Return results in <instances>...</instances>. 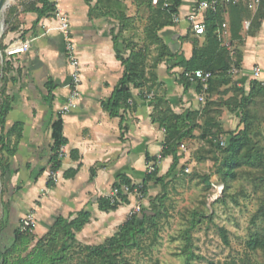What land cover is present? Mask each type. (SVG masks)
Listing matches in <instances>:
<instances>
[{
    "label": "crops",
    "instance_id": "1",
    "mask_svg": "<svg viewBox=\"0 0 264 264\" xmlns=\"http://www.w3.org/2000/svg\"><path fill=\"white\" fill-rule=\"evenodd\" d=\"M35 1L15 0L3 14L6 26L8 13L12 8L15 10L10 19L13 30L2 36L0 43L9 48L28 42L30 48L25 54L7 56L10 70L6 80H0V88H4L2 100L9 108L6 132L14 126L22 127L21 136L18 138L15 133L11 139L14 153L9 158L10 173L3 179L0 175L3 199L0 231L3 230V236L14 237L21 219L29 211H35L38 223L34 232L43 236L58 221L71 222L79 213L88 212L90 223L76 233V240H81L92 231L106 232L125 218L133 202L131 198L127 197L128 203L116 211L108 212L100 210L101 199L107 198L122 180L127 179L136 186L144 185L149 176L148 168L159 155L162 159L156 168L158 175L147 181L149 201L155 199L159 187L162 188L157 179L167 176L174 165L176 171L171 177L179 175V170L184 168L189 172L198 167L197 151L206 145L199 139L197 129L205 103L198 100L199 87L188 86L182 80L184 69L179 64L192 58L193 40L200 37L194 35L185 19L201 2L212 0L183 1L175 17L181 22L176 23L174 18L173 24L162 30L166 36L165 45L177 57H168L163 64L154 65L153 62L152 80L141 89L131 87V99L117 115L106 109V105L125 75L118 54L124 58L131 55L130 46L120 40L118 31L125 28L128 17L136 16L142 6L151 21L161 0L157 5L152 0L144 5L140 0L59 1V8L70 24L82 79L78 107L66 115L61 112L69 95L70 69L64 37L58 31L55 14L38 21V14L29 10ZM37 7L42 8V5L38 3ZM125 7L128 17H125ZM233 7V4L221 5L213 17L202 12L199 20L204 24L212 21L215 35L227 25V35L217 40V44L231 55L234 51L240 56L239 67L234 68L236 72L231 70L229 74L239 88L249 92L251 83L256 82L252 75L254 68L264 71V19L251 33L246 26L251 21L245 20L239 37L234 38L231 26L236 13ZM228 88L230 86L224 89ZM150 95L152 98H148ZM60 115L65 156L56 174L57 182L49 186L54 144L52 126ZM238 117L239 112L226 111L222 118H217L226 130L233 131L240 123ZM164 118L167 121L180 119L178 124L183 126L184 133L193 128L169 154H164L168 135L160 123Z\"/></svg>",
    "mask_w": 264,
    "mask_h": 264
},
{
    "label": "rangeland",
    "instance_id": "2",
    "mask_svg": "<svg viewBox=\"0 0 264 264\" xmlns=\"http://www.w3.org/2000/svg\"><path fill=\"white\" fill-rule=\"evenodd\" d=\"M147 1L140 0L143 5ZM125 11V17H128L126 7ZM139 12L136 16L128 17L129 22L124 29H119L118 32L122 42L129 45L132 50L141 51L143 54L145 78L148 81L152 80L155 72V69L151 68L153 62L156 65L168 60V52L163 49H168V47L165 45L167 41L164 32H158V38L151 37L152 35L148 33L147 26L151 27L152 23L148 21L149 14L145 13V6H142ZM255 14V11H251L249 19H253ZM154 15L155 13L151 18ZM6 31L7 27L4 26L2 36L7 34ZM175 32L179 34L178 31ZM204 42L203 38L199 39L201 45ZM125 55L128 53L126 52ZM231 57L234 62L240 58L234 51ZM4 63V56L0 50V77ZM8 68L9 71L10 65ZM1 85L0 83V87ZM235 86L239 88L236 83ZM228 90L223 88L220 94L213 93L207 96L202 108L204 109L208 104L209 109H213L210 111L220 118L226 111L231 113L234 106L231 105L228 108L225 105L233 97V92ZM148 98H152V95ZM257 102L255 109L258 112L256 120L258 132L255 133L254 140L264 148V97L258 99ZM240 115L241 112H239L238 122H240ZM221 125L224 126L222 121ZM202 126L201 120L197 127L199 139L203 132ZM242 128L238 125L233 131L226 130L224 127L223 130L227 133ZM200 149L195 157L198 167L189 172L185 168L179 170V175L169 177L165 181V187H159L155 199L163 198V205L161 216L158 219V228L150 229L146 235L140 237L138 247L126 250L124 262L121 264H186L189 253L195 255L191 261L192 264H230L232 262L264 264V252H253L247 247V242L252 237L264 231V219L260 214L261 211L264 212V181L260 179L261 174L243 169L235 181L224 183L222 175L218 173V165L221 162L220 154L209 152L210 148L207 144ZM206 177L210 178V187L204 182ZM219 188L224 189L222 197L217 201H212ZM139 190L127 196L132 199V205L128 208L125 218L115 227L103 233L89 232L87 236L76 240L73 244L69 241L72 246L65 252L61 251L66 238L63 239L60 236L61 240L55 245H50L47 234L41 236L34 232L38 220L35 211H29L21 222L31 218L35 224L31 230L23 231L25 237L21 243L16 245L13 236L8 234L3 236V230L0 231V263L3 261L2 255H6V252L11 250L7 256L9 264H52L53 262L55 264H82L86 261L85 248L104 245L120 231L128 220L142 213L135 215V206L140 205L142 211L152 208L151 204L155 199L149 201L147 195L143 197L145 195L143 190L141 188ZM2 201L0 193V209ZM159 204L160 202L157 206ZM194 213L198 215L195 216ZM21 222L19 228H21ZM222 229L227 232L228 243H225L222 238ZM40 242L42 245H39ZM55 254H58L57 260L53 261ZM61 257L65 258V261L61 262L59 260Z\"/></svg>",
    "mask_w": 264,
    "mask_h": 264
},
{
    "label": "trees",
    "instance_id": "3",
    "mask_svg": "<svg viewBox=\"0 0 264 264\" xmlns=\"http://www.w3.org/2000/svg\"><path fill=\"white\" fill-rule=\"evenodd\" d=\"M184 0H161L159 6L155 9V15L151 20V27H149L148 33L151 37L158 38V32L162 31L165 27L173 24L174 18L177 16L179 9ZM41 4L42 8H38L37 5ZM236 13V18L232 22L231 31L233 37L238 38L242 31V23L245 20L251 21L249 27V33L259 28L261 21L264 19V0H262L258 11L254 15L253 19L250 18L251 11L243 3L236 4L232 8ZM38 14V21L43 17L51 14H55V7L49 0H36L31 3L30 9ZM15 10L12 8L6 18L7 33L13 30L10 19L13 16ZM213 17L215 14L210 13ZM205 34L203 36L194 38L193 56L188 61H183L179 64L185 72H191L196 70H203L211 72L213 78L209 82V91L206 95L209 96L213 93H219L221 89L228 88L233 92V97L226 102V106L229 108L231 105L234 108L231 113L241 112L239 127H243L235 132H225L218 121L217 115L213 114L209 109V105L203 109V115L201 120L203 122V132L200 139L203 140L210 148L209 152L220 154L221 162L218 165V173L222 175L223 182L235 181L239 173L243 169H249L253 172L260 173V179L264 181V148L259 146V143L254 140L255 133L258 132L256 126V120L258 112L255 109L258 104L257 100L264 97V88L257 82H252L250 90L247 92L245 88H236L235 82L230 77V71L239 67L240 58L234 62L231 57V53L225 48L217 44V37L214 34L215 27H213L212 21H206ZM189 34V33H188ZM196 35V34H194ZM205 40L204 44L199 43V39ZM117 40V39H116ZM8 48L0 43V50L4 56L3 77L1 81L6 80V74L8 71L9 63L6 62L7 54L5 53ZM168 52L169 57H177L176 54H172L167 48H163ZM118 58L123 62L125 67V75L120 83V86L114 93L113 98L107 103L106 109L112 111L113 115H117L120 109L124 108L131 99V87L135 89H141L147 83L145 78V59L141 53L134 52L131 49V55L128 58H124L118 54ZM159 64V63H157ZM182 80L190 86L182 75ZM228 90V91H229ZM199 91H201L199 87ZM4 88H0V175L1 178H5L9 173V158L13 156V150L11 149L12 136L16 133L18 138L21 136L22 127L20 125L14 126L10 131L6 132V118L9 112L8 105L3 102ZM220 94V93H219ZM206 101V100H205ZM211 110V111H210ZM212 113V114H211ZM63 115V114H62ZM62 115L58 120L54 122L52 126L53 130V147L50 157L51 164V178L48 182L49 186L55 184L53 175L57 174L61 167V150L64 148L66 142L63 137V121ZM177 120V121H176ZM169 120L165 118L160 122L163 127L167 129V141L164 154H169L175 151L181 141L192 133L193 128L184 133L183 126L178 124L180 119ZM192 119L189 118V121ZM172 123V124H170ZM170 124V126L168 125ZM222 142H225V146H221ZM8 157V159H6ZM217 165V163H216ZM175 168V165L174 167ZM172 168L167 176L157 179V184H161L165 187V181L173 175L176 171ZM157 169L153 174H150L147 178L149 182L153 178L157 177ZM147 181L142 185V190L147 195ZM204 182L210 187V178H204ZM127 185L134 189L136 185L131 184L130 181L122 180L114 187H121ZM163 198H156L151 204L150 210H144L138 216H135L128 220L120 229V231L110 238L104 245L96 247H87L84 250L87 252L86 261L82 264H121L125 259V251L138 247L140 237L146 235L150 229L158 228V219L161 216V208ZM160 202L159 206L157 203ZM128 203L127 196H122L119 201L114 204L108 198L101 199L100 210L104 212L116 211L122 204ZM261 217L264 219V212H260ZM195 216L198 214L194 213ZM91 215L88 212H81L77 218L71 222L58 221L53 228L47 234V240L50 245H55L62 238H66L61 252H65L71 248L69 241L75 243L76 233L81 232L84 227L90 223ZM221 235L225 243H228L226 230H221ZM60 236L62 238L60 239ZM25 234L18 228L14 232V243L17 245L24 239ZM42 245V242L39 243ZM247 247L250 251L264 252V231L261 234H256L247 242ZM11 253L6 252L3 256V261L0 264H9L7 256ZM46 254V253H44ZM47 255V254H46ZM57 256L53 257V261L57 260ZM195 258L193 253L188 254V261L186 264H192L191 261ZM61 262L65 261V258L59 259ZM52 264H55L54 262ZM230 264H237L232 262ZM251 264V263H250Z\"/></svg>",
    "mask_w": 264,
    "mask_h": 264
},
{
    "label": "built area",
    "instance_id": "4",
    "mask_svg": "<svg viewBox=\"0 0 264 264\" xmlns=\"http://www.w3.org/2000/svg\"><path fill=\"white\" fill-rule=\"evenodd\" d=\"M55 7V15L59 22L58 31L62 34L65 41V52L69 64L70 69V82L68 85L69 89V95L67 98L66 104L62 108V114L66 115L71 113L73 110H75L78 107V104L80 102V99L82 97L81 92V86H82V79H81V65L80 61L77 57V48L75 45V42L72 38V32L70 28L69 21L67 17L61 12L59 8V1L60 0H49ZM159 0H152V3L154 5H157ZM243 3L247 6V8L250 11H255L257 8L261 5L262 0H212V1H206L201 2L198 6V9L188 16L185 21L190 25L193 32L197 36H203L205 34V26L204 22H201L199 20L200 13L207 12V13H213L216 14L218 12V9L221 5H229V4H240ZM176 23H180L181 20L179 18H175ZM251 25L250 22L246 23L247 28H249ZM223 31H218L216 34V37L221 40L223 36L227 35L228 28L227 25L224 24ZM30 48V43H22V44H13L6 50L7 56H16L25 54L28 52ZM236 70L232 69V73H235ZM253 79L261 85V87L264 88V71L260 67L254 68L253 72ZM213 78V75L211 72H206L203 70H196L191 72H185L184 73V79L187 83L191 85H197L200 87L201 91L199 94V102L205 103L206 95L209 91V82ZM222 146H225V143L222 142ZM182 149H184V146H182ZM61 158L65 156L64 148L61 150L60 153ZM162 155H159L157 157L156 162L152 163L148 168V174H153L156 171L158 163L161 161ZM56 174L53 175V180L56 183ZM139 188L142 189L141 186H136V188L132 189V187L123 185L120 188L114 187L109 196L107 197L111 203H115L116 201H119L122 196H128L130 194H133L134 192L140 191ZM145 197V195L143 196ZM142 212V208L140 205H137L134 207V214L138 215ZM35 222L33 219L29 218L27 220H23L21 222V231L31 230L34 226Z\"/></svg>",
    "mask_w": 264,
    "mask_h": 264
},
{
    "label": "water",
    "instance_id": "5",
    "mask_svg": "<svg viewBox=\"0 0 264 264\" xmlns=\"http://www.w3.org/2000/svg\"><path fill=\"white\" fill-rule=\"evenodd\" d=\"M15 0H0V39L2 37V33L4 31V22H3V14L4 12L10 8ZM223 188H219L217 193L213 196L212 201H217L223 195Z\"/></svg>",
    "mask_w": 264,
    "mask_h": 264
}]
</instances>
